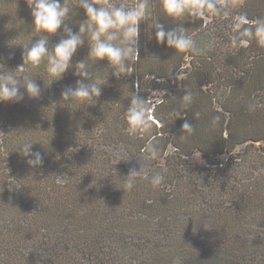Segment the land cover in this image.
Wrapping results in <instances>:
<instances>
[{
  "label": "trees",
  "instance_id": "obj_1",
  "mask_svg": "<svg viewBox=\"0 0 264 264\" xmlns=\"http://www.w3.org/2000/svg\"><path fill=\"white\" fill-rule=\"evenodd\" d=\"M131 1L92 0L127 9L139 2ZM29 2L0 0V74L21 83L27 76L41 88L31 104L0 103V264H264V45L247 40V59L225 56L207 72L206 65L187 63L190 49L155 38L157 24L189 36L195 15L186 10L171 17L163 0H148L139 54L122 73L90 56L93 25L80 0H61L69 13L55 34L36 28ZM249 3L237 0L227 16L264 19V8L257 5L256 12ZM65 26L80 32L83 43L61 77L48 73L46 56L18 69L32 42L48 35L51 51L66 38ZM81 61L86 78L76 74ZM220 79L229 88L218 98L221 112L203 103V86ZM77 80L100 87L101 95L62 99ZM186 91L192 103L176 119ZM137 96L147 102L150 128L127 122ZM203 115L211 119L204 122ZM185 120L191 133L182 132ZM25 143L42 153L41 166L27 164L20 150ZM148 144L157 146V158H149ZM195 154L204 164L191 163ZM132 168L140 172L128 191L124 181ZM157 172L164 179L153 186Z\"/></svg>",
  "mask_w": 264,
  "mask_h": 264
},
{
  "label": "clouds",
  "instance_id": "obj_2",
  "mask_svg": "<svg viewBox=\"0 0 264 264\" xmlns=\"http://www.w3.org/2000/svg\"><path fill=\"white\" fill-rule=\"evenodd\" d=\"M31 16L37 29L49 34H55L68 17L69 9L61 3V0H30ZM80 7L85 10L87 20L93 25L90 39L93 42L90 48V56L98 60L107 59L109 63L117 65L119 72H127V60L139 54V23L145 16L148 8V0H139V2L131 9L124 6L97 7L92 0H80ZM163 11L171 17H180L186 10L196 15L204 14L202 9L211 10L214 14H221V9L217 7L215 0H163ZM227 15V12L223 13ZM246 24L252 27H244ZM155 38L158 43L166 42L179 51H186L194 46V41L185 34H181L180 29L165 30L164 25H156ZM115 30V31H113ZM233 30H239L232 37V45L238 46L240 43H246L247 40H256L258 44L264 45V19L258 18L249 21L246 15H241L239 20L233 24ZM82 25L80 32H84ZM66 38L61 39L54 45L52 50L48 47V35L42 36L40 39L32 42L31 46L24 51L23 63L18 69L23 70L25 64L39 62L47 57V71L52 76L61 77L70 66V61L75 54L77 48L83 43L80 32H73L65 26ZM247 38V39H245ZM119 41V44L112 43ZM78 71L76 74L82 77H88L85 63L77 64ZM18 80L11 73L0 74V103L11 102L19 103L25 99V95L30 98H38L41 94V88L35 80L25 76ZM24 89L22 91L21 89ZM100 96L101 88L95 85L89 86L82 80H77L75 87H66L61 92L64 100L71 101L75 98H88ZM193 100L191 91H186L181 97L182 103L175 111L176 119L183 117V111L189 107ZM149 108L147 102L135 97L126 112L128 124L136 128H150L148 116ZM219 117H213L212 124H216ZM193 125L185 120L182 125V132L193 131ZM181 138H184L183 136ZM32 143H25L21 148L23 156L27 157V164L30 167L41 166L44 162V156L40 151H33ZM146 151L149 158L155 159L159 156V150L155 144H148ZM140 172V171H139ZM135 169H129L128 175L125 177L124 189L132 190L135 177L139 174ZM164 177L159 173H155L151 178L153 186L160 185Z\"/></svg>",
  "mask_w": 264,
  "mask_h": 264
},
{
  "label": "rangeland",
  "instance_id": "obj_3",
  "mask_svg": "<svg viewBox=\"0 0 264 264\" xmlns=\"http://www.w3.org/2000/svg\"><path fill=\"white\" fill-rule=\"evenodd\" d=\"M131 0H125L126 4L131 5ZM222 3V12H234L237 7H235L237 0H220ZM257 5L264 8V0H251V3L246 7H251L253 10L257 12ZM243 9L242 7L239 8ZM246 11V9H245ZM257 14V13H256ZM199 15V16H198ZM237 16H227V15H217V14H209L208 16L200 15L198 12L194 17V20L189 25L190 37L194 41V46L190 48L192 52V57H188L187 63L192 59V63L195 65L205 66L206 71L212 72L214 68L211 65H215L219 60L223 61L225 56L232 57L236 60H240L242 58L247 59V53L244 51L246 43H240L238 46H233L231 41L232 37L236 35L239 30H233V24L236 23ZM186 63V66H187ZM201 72V71H199ZM218 83L212 86L207 84L203 86V91L207 94L205 101L203 103L205 105H211L213 108L217 109L219 112L222 110L219 108V102H221L220 95L223 94L227 89L225 84L226 80L220 79L216 80ZM236 81V80H233ZM201 84H204L202 82ZM24 91V89H21ZM220 100H219V99ZM35 101V98H30L25 95V99L20 102L23 105L31 104ZM203 118L207 119L204 122H208L211 118L203 115ZM205 135V133H204ZM214 138V137H213ZM242 148L240 147L239 150ZM171 146L168 147V151H171ZM221 157V159H223ZM190 161L194 165L204 164L200 154H195L190 158ZM202 264H225V262L221 259H216L214 261L203 260Z\"/></svg>",
  "mask_w": 264,
  "mask_h": 264
}]
</instances>
